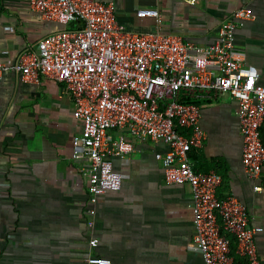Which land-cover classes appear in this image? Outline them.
Here are the masks:
<instances>
[{
	"label": "crops",
	"instance_id": "1",
	"mask_svg": "<svg viewBox=\"0 0 264 264\" xmlns=\"http://www.w3.org/2000/svg\"><path fill=\"white\" fill-rule=\"evenodd\" d=\"M114 2L116 17L131 32L160 31L206 47L223 23L242 8L254 19L236 30L235 48L244 66L255 69L264 84V0H102ZM141 9H157L154 18H138ZM30 9L27 0H0V62L13 64L37 49L46 36L62 30ZM206 134L189 159L196 172H218V197L237 198L247 206L264 264V167L249 178L242 162L243 137L238 101L230 95L195 101ZM82 133L72 96L64 84L42 76L26 84L6 71L0 86V264H204L194 239L189 208L191 188L167 184L155 154L166 153L161 141L124 135L134 151L114 160L122 174L119 191L90 202V164L74 159L72 140ZM261 187V191L255 188ZM97 240L95 246L91 241Z\"/></svg>",
	"mask_w": 264,
	"mask_h": 264
},
{
	"label": "built area",
	"instance_id": "2",
	"mask_svg": "<svg viewBox=\"0 0 264 264\" xmlns=\"http://www.w3.org/2000/svg\"><path fill=\"white\" fill-rule=\"evenodd\" d=\"M27 1L44 20L65 28L44 37L35 51L13 64L0 62V86L6 71L19 74L26 84H38L42 76L64 84L73 99L74 117L82 123L81 135L72 140L73 158L90 164V202L121 189L122 174L114 160L134 151L124 135L111 140L109 132L164 142L169 151L155 154V159L167 184L191 188L194 239L204 264H235L232 238L247 264H263L257 244L263 228L251 224L247 206L237 198L218 197L223 183L218 172H196L189 159L206 140L201 108L189 101L230 95L239 103L245 172L257 178L263 170L264 84L257 70L244 66L235 48L236 30L254 19L252 10H237L222 24L218 39L202 47L157 30L129 31L117 20L114 2ZM137 17L161 22L157 9L138 10ZM97 243L91 241L92 246ZM90 263L112 262L93 258Z\"/></svg>",
	"mask_w": 264,
	"mask_h": 264
},
{
	"label": "trees",
	"instance_id": "3",
	"mask_svg": "<svg viewBox=\"0 0 264 264\" xmlns=\"http://www.w3.org/2000/svg\"><path fill=\"white\" fill-rule=\"evenodd\" d=\"M190 103H197L195 101H189ZM198 104V103H197ZM262 138H263V143H264V128H262ZM237 246L235 243V240L232 238V256L234 257V263L235 264H247L246 260L241 258L237 253Z\"/></svg>",
	"mask_w": 264,
	"mask_h": 264
},
{
	"label": "rangeland",
	"instance_id": "4",
	"mask_svg": "<svg viewBox=\"0 0 264 264\" xmlns=\"http://www.w3.org/2000/svg\"><path fill=\"white\" fill-rule=\"evenodd\" d=\"M65 27H63V29H64Z\"/></svg>",
	"mask_w": 264,
	"mask_h": 264
}]
</instances>
